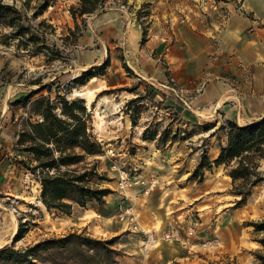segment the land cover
<instances>
[{"label":"rangeland","instance_id":"1","mask_svg":"<svg viewBox=\"0 0 264 264\" xmlns=\"http://www.w3.org/2000/svg\"><path fill=\"white\" fill-rule=\"evenodd\" d=\"M40 1L29 0L30 6L26 8L37 40H28L24 44L18 38L9 44L0 40V100L5 102L7 99L9 105L21 94L38 89L40 85L32 83L35 80L51 86V91L46 89L38 95L49 94L55 101L57 93L70 100L83 99L92 115V133L104 150L103 155L88 157L87 161H97L99 171L108 179L101 185L113 192L106 197L104 204L92 202L86 207L73 204L91 220L89 225H75L64 231L52 232L47 225L53 223L52 215L36 206L41 183L28 170L29 177L35 180L31 182L28 197L8 206L10 210L13 204L20 211L16 217L12 213L19 221V229L0 247L9 245L25 249L45 239L77 233L112 241L110 247L122 253L117 258L119 263L124 255L121 236L112 234L111 228L127 227L118 219V213L120 208L132 205L140 225L159 236L152 252L164 243L179 242V247L185 249V254L177 253L168 264H260L254 253L262 249L257 240L263 234L255 231L250 223L264 220V183L254 189L245 205L235 208L239 197L231 193L232 179L225 165L205 171L202 182L189 179L204 151L211 159L218 156L221 144L226 142L224 132L219 129L225 121L210 119L191 123L184 120L178 110L163 105L153 96L155 92L148 88L149 84L138 77L125 59L123 49L107 48L102 27L94 19L96 14L118 7L129 13L135 24H140L147 32L154 22L166 23L174 16L181 20L187 18L186 14L196 16L195 13L202 15L206 11L207 14L215 12L216 16L224 17L227 12L220 5L227 0H99L95 10L85 14L80 13L81 0H49V6L34 17ZM16 2L21 4V0ZM203 7L207 9L203 10ZM3 31L8 30H0ZM97 46L101 47L105 56L88 64L85 56L88 57ZM85 71L97 75L80 79ZM137 97L136 102H131ZM5 116L8 117L0 122V127L9 126L11 132L17 133L22 127V118H26L27 114L23 108L9 105ZM133 117L136 118V125L133 124ZM147 128L158 131L155 140L143 139ZM163 131L167 132L169 139L165 144L160 142ZM175 133L179 136L173 140ZM143 140L147 142L143 143ZM147 143L152 144L151 150L157 148L161 153L168 151L173 144L176 151L182 152L175 162L178 168L173 172V178L176 179L169 180L163 175L172 169L162 170L158 162H153L158 156L149 153ZM151 157L155 159L148 162ZM120 169L126 170L133 179L132 185L126 189L119 187ZM261 170L264 171V160ZM99 207L107 209L106 212L95 214L94 210ZM151 207L153 212H145ZM25 217L27 220L21 222ZM143 221H149L150 225H145ZM191 228L193 234H189ZM166 230L178 231L179 236L164 239ZM187 245L188 252L184 248ZM42 253L48 261L57 260L48 255L49 251ZM0 264L5 263L0 260Z\"/></svg>","mask_w":264,"mask_h":264},{"label":"crops","instance_id":"2","mask_svg":"<svg viewBox=\"0 0 264 264\" xmlns=\"http://www.w3.org/2000/svg\"><path fill=\"white\" fill-rule=\"evenodd\" d=\"M220 6L227 12L224 17L206 11L202 15L197 12L196 16L186 14L187 18L181 20L174 16L166 23L154 22L147 32L118 7L98 13L94 19L102 27L107 48L123 49L125 59L138 77L155 92L153 96L163 105L178 110L184 120L191 123L233 120L246 124L264 116V0H227ZM103 56L104 52L97 46L85 59L91 64L90 61L94 63ZM8 107L7 99L0 100V122L7 119ZM10 129L9 126L0 127L1 245L13 238L19 229V221L8 206L28 197L31 182L35 181L18 162L24 153L16 148L17 133ZM147 144L149 153L158 156L157 160L151 157L148 162L155 159L153 162H158L162 170L172 169L163 175L169 180L176 179L173 178L178 168L175 162L182 152L176 151L174 144L163 153L157 148L151 150L152 144ZM36 199V206L53 217V223L47 224L52 232L91 222L75 206L71 215L76 221L63 212L49 211L39 197ZM30 202L33 201L30 199ZM106 210L99 207L94 213L103 214ZM153 211L151 207L145 212ZM26 220L22 218L21 222ZM143 223L150 225L149 221ZM111 233L121 236L124 255L118 264H168L177 253L185 254V249L177 242L164 243L148 255L141 248L140 234L117 226L111 228ZM184 248L188 252V245Z\"/></svg>","mask_w":264,"mask_h":264},{"label":"trees","instance_id":"3","mask_svg":"<svg viewBox=\"0 0 264 264\" xmlns=\"http://www.w3.org/2000/svg\"><path fill=\"white\" fill-rule=\"evenodd\" d=\"M16 1L0 0V30H8L0 32L3 44H9L16 38L21 44L38 38L32 32V18L26 13L29 0H21L20 5ZM81 1L80 13L85 14L93 12L99 0ZM48 6L49 0L40 1L34 17ZM73 16L76 14L73 13ZM96 75L85 71L80 79ZM32 83L40 87L21 94L9 105L23 108L27 114L26 118H22L15 146L26 156L18 162L41 183V201L49 211L54 209L68 215L72 213L73 204L82 207L92 202L104 204L113 191L101 185L102 181L108 179L99 171L97 161H87L88 157L103 155L104 150L92 133V115L86 103L80 98L70 100L60 93H57L56 101L49 94L38 95L46 89L51 91V86L42 84L40 80ZM138 98L131 102H136ZM132 120L136 125V118ZM219 129L224 132L226 142L221 144L218 156L211 159L204 151L189 179L202 182L205 171L225 165L232 179L231 193L239 197L235 208H239L249 201L254 189L264 183V171L261 170L264 160V116L246 124L226 120ZM157 135L158 131L147 128L143 139L155 140ZM178 136L179 133H175L172 139L176 140ZM168 140L167 132L163 131L160 142L165 144ZM250 224L255 231L263 234L257 240L262 249L254 254L260 264H264V220ZM111 242L69 233L64 237L45 239L25 249L5 245L0 247V260L5 264H118L117 258L122 253L110 247ZM44 251H49L48 255L57 260H46L42 256Z\"/></svg>","mask_w":264,"mask_h":264},{"label":"built area","instance_id":"4","mask_svg":"<svg viewBox=\"0 0 264 264\" xmlns=\"http://www.w3.org/2000/svg\"><path fill=\"white\" fill-rule=\"evenodd\" d=\"M133 179L131 175L124 169L119 170V187L121 189H126L127 187L131 186ZM15 216L20 214V211L17 207L12 205L10 209ZM118 219L126 224L127 228L131 229L132 231L140 234V245L144 253L151 252L159 242V236L155 231H150L144 229L140 223L138 222L137 213L132 205H129L125 208H120L118 213ZM194 230L191 228L189 230V234H193ZM176 236H179V232L175 230H166L163 234L164 239H172Z\"/></svg>","mask_w":264,"mask_h":264}]
</instances>
